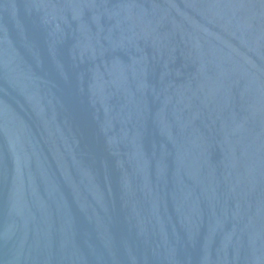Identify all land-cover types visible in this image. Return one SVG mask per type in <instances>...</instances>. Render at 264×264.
I'll return each instance as SVG.
<instances>
[{"label":"water","instance_id":"95a60500","mask_svg":"<svg viewBox=\"0 0 264 264\" xmlns=\"http://www.w3.org/2000/svg\"><path fill=\"white\" fill-rule=\"evenodd\" d=\"M0 264H264V0H0Z\"/></svg>","mask_w":264,"mask_h":264}]
</instances>
